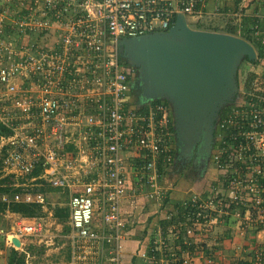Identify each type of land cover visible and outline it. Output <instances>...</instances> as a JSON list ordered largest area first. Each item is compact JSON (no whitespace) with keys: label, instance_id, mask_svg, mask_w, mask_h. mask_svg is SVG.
Returning a JSON list of instances; mask_svg holds the SVG:
<instances>
[{"label":"built area","instance_id":"1","mask_svg":"<svg viewBox=\"0 0 264 264\" xmlns=\"http://www.w3.org/2000/svg\"><path fill=\"white\" fill-rule=\"evenodd\" d=\"M253 1L0 0V60L10 62L5 68L0 61V122L12 130L0 137V172L23 179L40 169L29 181L67 192L72 264H125L123 243L148 201L173 223L152 225V239L137 253L144 262L228 264L241 251L264 264L263 60L239 68L238 97L215 127L216 175L205 192L180 201L179 211L163 203L172 163L169 109L157 104L137 114L129 103L135 71L117 53L118 41L165 32L179 15L189 26L218 18L239 31L251 17L257 37L264 6ZM258 40L264 47V36ZM33 197L23 192L14 200L38 202ZM15 217L10 247L11 237L41 234L38 218ZM239 239L246 243L227 255Z\"/></svg>","mask_w":264,"mask_h":264},{"label":"water","instance_id":"2","mask_svg":"<svg viewBox=\"0 0 264 264\" xmlns=\"http://www.w3.org/2000/svg\"><path fill=\"white\" fill-rule=\"evenodd\" d=\"M117 53L135 71L140 106L165 101L180 141L194 142L202 132L211 141L220 110L238 97L241 64L257 60L245 39L194 29L183 15L165 32L118 41Z\"/></svg>","mask_w":264,"mask_h":264},{"label":"rangeland","instance_id":"3","mask_svg":"<svg viewBox=\"0 0 264 264\" xmlns=\"http://www.w3.org/2000/svg\"><path fill=\"white\" fill-rule=\"evenodd\" d=\"M252 7L255 6V3L252 2ZM252 7L249 8L248 12L252 11ZM204 26H210V27H217V28H224V23L222 20L215 18L212 19L211 23H202ZM190 26L194 27V25L190 24ZM242 30H237L235 36H242L241 33ZM224 33V32H222ZM10 38L12 37L9 35ZM40 41V45H42L43 39H38ZM263 62H264V56H263ZM1 65L5 68L10 67V62L7 61L5 58H1ZM243 64V63H242ZM243 67V66H242ZM242 69V68H241ZM264 70V65L261 68ZM251 82H252V73H248ZM241 75V74H240ZM22 82V83H21ZM25 79H19L17 81V84L21 86V84H25ZM136 80L133 81V85L135 84ZM262 83L264 84V76ZM139 83H137V87ZM140 87V86H139ZM140 89V88H139ZM264 92V87H263ZM0 92H2V88L0 87ZM131 100V102H130ZM129 103L133 106L135 104L133 96L130 98ZM2 102L0 101V104ZM7 110L9 115L13 112V106L12 104L6 100L5 101ZM176 163H179V160L176 159ZM190 164L186 162V165H180V172H178L175 175L171 174L172 169H169L166 173V176L164 177V185L169 188L168 193V199L170 200V203L168 204L167 208L174 204V202L177 200V198L180 200L184 199L188 194H199L203 193L206 189H208L209 185L211 184L212 180L214 179L216 173L213 172V169L208 174L209 180L204 179L206 175L200 174L199 170H190L187 167H189ZM199 167V165H196ZM206 170V168H205ZM204 170V171H205ZM203 171V172H204ZM22 178H18L20 180ZM24 179V180H23ZM23 187L25 190H32L36 185L34 182H31L29 180H25L26 178H23ZM16 180L15 182L17 183ZM209 181V182H208ZM21 181H18V183ZM49 187V186H45ZM50 188V187H49ZM33 195V194H31ZM35 196H39V198L35 197L36 200H38L39 203H41L42 206V213L38 215L36 218L39 219V222L41 223L42 230L41 234L38 236H22L21 239H18L20 242V248L15 247L16 250L19 252H27L25 255V264H72L73 261L76 262V259L74 258V248H73V240H72V233L70 230V227L68 225V221L66 220L64 223H60L57 219H55L52 216V210L56 207H67L68 197L63 193H46L44 195L41 194H34ZM33 197V198H34ZM142 198V197H140ZM154 202L148 201L147 205H151ZM154 205V204H153ZM137 213H141L139 210H136V218L135 222L137 223L138 218ZM10 214V215H9ZM16 214L11 215V213H5L3 215L0 214V263L5 264L6 258L9 251V245H7L6 242V234L11 231V227L13 224V221L16 219ZM66 226L69 227L68 230H66ZM139 227V224H138ZM134 230H136L134 228ZM3 236V237H2ZM13 237L10 238V240ZM3 240V241H2ZM247 240V237H246ZM242 242V241H241ZM5 244L7 245V248L5 247ZM12 244V243H11ZM228 246V245H227ZM31 247V249H30ZM232 251L227 250L226 254L232 255L233 252L236 250V246L234 243H232L229 246ZM230 258H243L244 259V253L241 251L239 252L238 256H231L227 258L228 264Z\"/></svg>","mask_w":264,"mask_h":264},{"label":"trees","instance_id":"4","mask_svg":"<svg viewBox=\"0 0 264 264\" xmlns=\"http://www.w3.org/2000/svg\"><path fill=\"white\" fill-rule=\"evenodd\" d=\"M253 2L255 3L256 8L264 6V1L261 2V0H254ZM12 8H13V6L11 5V7L7 9V12L9 14L12 13L11 12ZM254 23L255 22L252 20L251 17L246 16V17L242 18L241 30L243 32L241 33L242 36H240V37L252 44V46L256 50L257 59L259 61V60L263 59L264 47L260 44L259 40L254 36V30H253ZM193 28L198 29V30L224 32V33L231 34V35H235L237 30H238L235 26L231 25L229 22H227V25H225L224 28H217L215 26L214 27H210V26L208 27V26H204L202 24L194 25ZM10 29L11 28L8 27L4 31L11 34L12 32L10 31ZM118 58H119L120 62L126 64L125 61L122 60V58L120 56H118ZM246 63L256 65L257 61L249 62L245 58L243 64H241V66L245 65ZM237 78H238V76H237ZM129 85H130V87H129V100H130V98L132 97L131 85H133V80L130 82ZM130 102H131V100H130ZM140 104L141 103L139 102V103L133 104V106L131 105L132 107H134V109L138 115H142V116L146 115L149 107L155 106L157 104H162L164 106H167L169 109V116L171 115V110L165 101L154 100V101L148 102L147 104H144L143 106H140ZM222 110H223V112H222ZM227 111H228V106L222 108L219 112V115L221 114L219 119L224 118ZM170 120H171V116H170ZM16 124H17L16 122H14V123L11 122V126L16 125ZM172 131H173V129H172V120H171V133H172ZM11 133H12L11 127L7 124H3L0 122V137L9 136ZM216 145H217V142L214 145L213 150L217 147ZM170 154H171L172 159H173V151H171ZM172 159H171V162H172ZM169 168H171V165L169 166ZM158 170L160 171L159 173H162V172L166 173V170H163L162 165L158 166ZM39 172H40V169H36L33 173L28 175L25 180H29L31 178L37 177L39 175ZM16 180H18V179H15L14 176H12V175L3 176L2 173L0 172V214L1 215L5 214V213H11V214H16V215H19V216L25 217V218H36L38 215H40L42 213V206L43 205L39 202L35 201V202L26 203V202H22V201H15L14 196L17 193L29 192L30 194H33V195L34 194L35 195L36 194L44 195V194L50 193V192H52V193H59L60 192V193L65 194L68 197L67 192H63L59 188L50 187L47 183H45L41 179H38L34 182L36 186L32 190H25L23 187H20V186L16 187L15 186ZM18 181H21V182H19V184L23 183L22 179H20ZM46 185L49 186L50 188L45 187ZM168 201H169V199L167 198L164 200L163 203L167 204ZM180 204L181 203L178 202V203H175V205H174L179 211H180L179 208H181ZM149 207H150V205L145 206L144 213H146L148 211ZM156 214L161 215L160 209L158 207H157V213ZM52 216L55 219H57L60 223H62V222L64 223L66 220L68 221V216H69L68 208L67 207H64V208L56 207L52 210ZM150 218H151V216H150ZM162 218H163V216L160 217V219H159V223L162 227H164V226L167 227L173 223L172 219L171 220H166V219L162 220ZM138 224H139V226L144 225L142 232H139L141 234L140 236H142V234L146 235V233H147L148 238H147L146 242L149 239L151 240L152 239V237H151L152 225L150 226V222H148V224H147L146 222H140V220L138 219L137 223L134 222L133 225L131 226V228L138 229L139 228ZM68 229H69V227L66 226V230H68ZM30 249H31V247H30ZM26 253L27 252H24V251L19 252L18 250L15 249L14 246L13 247L9 246V251H8L7 258H6V264H25ZM149 263H150V261L144 262L143 260H141L137 256V254L134 255L129 261V264H149ZM229 264H254V263L252 260H249L248 258L245 257L244 259L243 258H236V259L230 258Z\"/></svg>","mask_w":264,"mask_h":264},{"label":"flooded vegetation","instance_id":"5","mask_svg":"<svg viewBox=\"0 0 264 264\" xmlns=\"http://www.w3.org/2000/svg\"><path fill=\"white\" fill-rule=\"evenodd\" d=\"M134 80L135 78L133 79V81ZM139 88V86L137 87V82H135L134 85H131V95L133 96L135 103L141 102ZM220 116L221 114L218 115V119ZM172 129L173 131L171 133V144L173 159L170 168L172 169L171 174L176 176V174L180 172V165H186L187 162L188 164H190L189 167H187L188 169H198L200 174L206 175L204 179L209 180L208 174L212 170L211 154L213 151V147L216 144L215 130L213 131V138L211 139V141L208 140L204 132H202L201 135H199V140L194 142L190 140L180 141L177 132L174 130L173 122ZM176 159L179 160V163H176ZM196 165H199V167H197Z\"/></svg>","mask_w":264,"mask_h":264},{"label":"crops","instance_id":"6","mask_svg":"<svg viewBox=\"0 0 264 264\" xmlns=\"http://www.w3.org/2000/svg\"><path fill=\"white\" fill-rule=\"evenodd\" d=\"M263 1L264 0H261V2H263ZM255 8H256V6H255ZM260 33L261 34H259L256 37L257 39H259L260 36H264V33H262V32H260ZM181 200H180V198L179 199L177 198V200L174 202V204L180 202ZM67 207H68V202H67ZM156 213H157V206L151 204L150 207L148 208V211L146 213H143L140 216V219L139 220H140V222H146L147 224H148V222H150V226H151L157 220L159 222L160 217H162L161 215L156 214ZM11 215H13V214H11ZM150 216H151V218H150ZM143 228H144V225H140L138 229L133 230V231L131 230V232H129L127 238L125 239V241L123 243V247H124L123 256H124V260H125L126 264H129L130 259L134 255H136L138 252H140L141 247H142V244H144L146 242L147 238H148L147 233H146V235L142 234V236H140L141 234L139 232H142V229ZM233 243H234V245L236 247H239V245H241V243L245 244L246 242H241V240L239 239L238 241H234ZM5 247L7 248V245L6 244H5ZM237 249L239 250V248H236V250ZM230 251H232V250H230ZM104 263L107 264V262H104Z\"/></svg>","mask_w":264,"mask_h":264},{"label":"bare ground","instance_id":"7","mask_svg":"<svg viewBox=\"0 0 264 264\" xmlns=\"http://www.w3.org/2000/svg\"><path fill=\"white\" fill-rule=\"evenodd\" d=\"M186 197H187V196H186ZM186 197H185V198H186ZM182 200H183V199H182ZM182 200H181V201H182ZM67 208H68V207H67ZM68 217H69V216H68ZM126 238H127V237H126ZM126 238H125V239H126ZM123 250H124V247H123ZM122 255H123V252H122ZM244 258H245V257H244ZM123 259H124V256H123ZM124 261H125V260H124ZM125 264H126V262H125Z\"/></svg>","mask_w":264,"mask_h":264}]
</instances>
